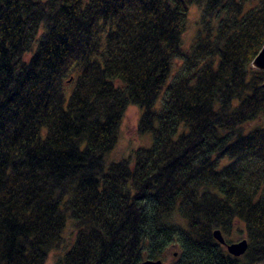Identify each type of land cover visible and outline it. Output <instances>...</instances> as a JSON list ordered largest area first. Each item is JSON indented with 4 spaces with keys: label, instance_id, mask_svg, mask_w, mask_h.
I'll return each instance as SVG.
<instances>
[{
    "label": "trees",
    "instance_id": "trees-1",
    "mask_svg": "<svg viewBox=\"0 0 264 264\" xmlns=\"http://www.w3.org/2000/svg\"><path fill=\"white\" fill-rule=\"evenodd\" d=\"M263 47L264 0H0V264H264Z\"/></svg>",
    "mask_w": 264,
    "mask_h": 264
},
{
    "label": "rangeland",
    "instance_id": "rangeland-1",
    "mask_svg": "<svg viewBox=\"0 0 264 264\" xmlns=\"http://www.w3.org/2000/svg\"><path fill=\"white\" fill-rule=\"evenodd\" d=\"M202 10L200 6H193L190 9V15L188 20V28L184 35V47L186 50H189L192 47L193 42L195 41V38L199 31V22L201 21V14ZM180 66V62H175V71H177L178 67ZM163 103V97L160 99V101L157 104V107L159 108L161 104ZM141 115H143V110H141L138 106H130L128 109L123 125L122 131H121V139L119 146L116 147L117 149L111 153L108 156V161H117L124 158H130L133 155V152L139 148H152L155 145L153 134H147L144 136H141L139 134V124L141 120ZM243 133L249 134L253 130L257 128H264V117H261L259 119H255L253 121H250L242 126ZM229 162L228 159L226 161H223V165L227 164ZM72 226V222L70 221L68 223L66 232V244L71 246L75 240V232L74 230H70ZM70 230V231H69ZM245 235L243 234H237L234 238H232L235 242H239L243 239H245ZM64 254V250H55L51 253L50 260L48 264H56L57 260L61 255ZM175 250L171 249L168 252L167 258L164 261L165 264H173L176 260V257L174 256Z\"/></svg>",
    "mask_w": 264,
    "mask_h": 264
},
{
    "label": "water",
    "instance_id": "water-1",
    "mask_svg": "<svg viewBox=\"0 0 264 264\" xmlns=\"http://www.w3.org/2000/svg\"><path fill=\"white\" fill-rule=\"evenodd\" d=\"M253 68L258 69L260 71H264V47L261 50L260 54L255 58L253 62ZM215 238L223 245L226 246L230 255L235 257H241L247 253L249 249V241L248 239H243L239 242H235L229 245L226 238L224 237L221 230H217L215 232ZM143 264H165L163 260H147Z\"/></svg>",
    "mask_w": 264,
    "mask_h": 264
}]
</instances>
